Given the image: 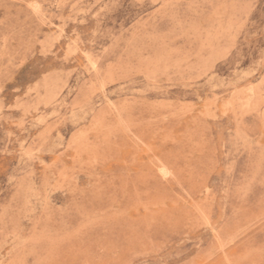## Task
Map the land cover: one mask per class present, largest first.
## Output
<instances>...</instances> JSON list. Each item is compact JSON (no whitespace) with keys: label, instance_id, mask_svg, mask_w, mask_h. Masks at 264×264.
I'll list each match as a JSON object with an SVG mask.
<instances>
[{"label":"rangeland","instance_id":"obj_1","mask_svg":"<svg viewBox=\"0 0 264 264\" xmlns=\"http://www.w3.org/2000/svg\"><path fill=\"white\" fill-rule=\"evenodd\" d=\"M0 264H264V0H0Z\"/></svg>","mask_w":264,"mask_h":264},{"label":"bare ground","instance_id":"obj_2","mask_svg":"<svg viewBox=\"0 0 264 264\" xmlns=\"http://www.w3.org/2000/svg\"><path fill=\"white\" fill-rule=\"evenodd\" d=\"M61 139V138H60ZM207 222V221H206Z\"/></svg>","mask_w":264,"mask_h":264}]
</instances>
